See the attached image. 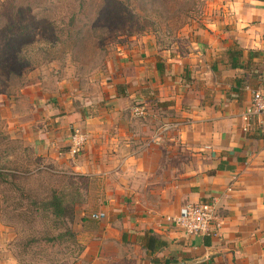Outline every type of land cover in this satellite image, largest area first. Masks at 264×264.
<instances>
[{
	"label": "crops",
	"instance_id": "crops-1",
	"mask_svg": "<svg viewBox=\"0 0 264 264\" xmlns=\"http://www.w3.org/2000/svg\"><path fill=\"white\" fill-rule=\"evenodd\" d=\"M196 34L185 55L148 47L121 62L122 92L113 85L93 114L49 104L27 128L39 156L107 183L76 264H264V114H248L253 91L264 94V0H236ZM73 126L88 136L76 157ZM210 199L216 236L165 223Z\"/></svg>",
	"mask_w": 264,
	"mask_h": 264
},
{
	"label": "rangeland",
	"instance_id": "rangeland-1",
	"mask_svg": "<svg viewBox=\"0 0 264 264\" xmlns=\"http://www.w3.org/2000/svg\"><path fill=\"white\" fill-rule=\"evenodd\" d=\"M235 1L0 0V264H76L78 231L93 228L101 208L100 176L56 166L27 144L43 106L93 114L113 85L124 86L121 62L148 47L152 57L185 55ZM74 127L85 131L70 135ZM55 192L65 217L36 209Z\"/></svg>",
	"mask_w": 264,
	"mask_h": 264
},
{
	"label": "built area",
	"instance_id": "built-area-1",
	"mask_svg": "<svg viewBox=\"0 0 264 264\" xmlns=\"http://www.w3.org/2000/svg\"><path fill=\"white\" fill-rule=\"evenodd\" d=\"M132 116L142 118L146 115L145 105L136 104L131 107ZM249 115L264 114V94L260 89L252 93ZM87 133L74 127L69 137L68 152L72 155L82 151L87 143ZM102 214L94 215L98 219ZM165 223L176 228L186 236L212 237L217 235L219 217L217 216L216 201L214 199L197 201L184 205L178 213L166 216Z\"/></svg>",
	"mask_w": 264,
	"mask_h": 264
},
{
	"label": "trees",
	"instance_id": "trees-1",
	"mask_svg": "<svg viewBox=\"0 0 264 264\" xmlns=\"http://www.w3.org/2000/svg\"><path fill=\"white\" fill-rule=\"evenodd\" d=\"M119 89V92H122V86L119 85L117 87V90ZM41 206L43 209H47L50 211L51 215L53 217H65L67 212V206L64 205V202L62 200V197L58 196V194H51V197L47 199L46 201L40 202L39 205L36 204V209L39 210ZM70 236H73L72 233L69 231L67 232ZM152 240V239H151ZM81 250V249H80ZM163 264H168V261H165Z\"/></svg>",
	"mask_w": 264,
	"mask_h": 264
},
{
	"label": "water",
	"instance_id": "water-1",
	"mask_svg": "<svg viewBox=\"0 0 264 264\" xmlns=\"http://www.w3.org/2000/svg\"><path fill=\"white\" fill-rule=\"evenodd\" d=\"M181 264H184V263H181Z\"/></svg>",
	"mask_w": 264,
	"mask_h": 264
}]
</instances>
